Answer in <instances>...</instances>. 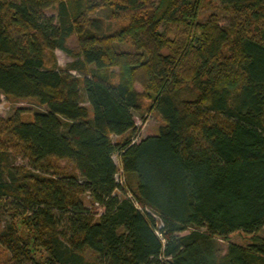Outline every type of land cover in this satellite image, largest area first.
Listing matches in <instances>:
<instances>
[{
  "label": "trees",
  "instance_id": "obj_1",
  "mask_svg": "<svg viewBox=\"0 0 264 264\" xmlns=\"http://www.w3.org/2000/svg\"><path fill=\"white\" fill-rule=\"evenodd\" d=\"M2 96L0 264H264V0H0Z\"/></svg>",
  "mask_w": 264,
  "mask_h": 264
},
{
  "label": "rangeland",
  "instance_id": "obj_2",
  "mask_svg": "<svg viewBox=\"0 0 264 264\" xmlns=\"http://www.w3.org/2000/svg\"><path fill=\"white\" fill-rule=\"evenodd\" d=\"M107 11H98L96 16L97 17H101L104 18L106 16ZM44 16L48 19H52L55 20V12L53 10H46L43 12ZM209 14V12H205L201 15L200 19L203 20L207 15ZM67 46L70 49L75 50L76 49V43L74 38H71L68 40L67 42ZM53 56L56 62V65L60 68H64V66L71 62L72 59L67 57L64 53L55 50L53 52ZM73 76H78V74L72 72L71 73ZM137 90H139L138 88H136ZM147 105V103H145ZM39 108L37 107V104L34 100H30V99H25V100H15V99H11V98H4L3 96L0 98V116L1 117H9L10 115H12L15 111H21L24 113V117L25 119H29L30 114L35 111L38 110ZM134 116V122H135V126H136V134L137 136V141L139 139H142L146 136H150L156 133V130L160 124L159 120L157 117H155L152 114H148V113H135L133 114ZM113 141H118L120 140L119 138H112ZM112 161L114 163V165L117 167L118 172L115 175V182L118 185V189L117 191L114 192L115 195L117 196H127V193L125 192V190H120V188L123 187L122 184V177H121V173L119 171V163H118V155L114 154L112 155ZM21 161H17V163H20ZM60 166H66L65 162L60 161L59 162ZM67 168L68 165L66 166ZM85 207H87L88 209L90 208V202L89 199L85 197ZM101 211H98V213H100ZM159 223H158V228H159ZM60 228L63 229L64 226L61 223L60 224ZM264 230V229H263ZM187 233V232H186ZM184 233V234H186ZM222 247H225V244H222Z\"/></svg>",
  "mask_w": 264,
  "mask_h": 264
},
{
  "label": "built area",
  "instance_id": "obj_3",
  "mask_svg": "<svg viewBox=\"0 0 264 264\" xmlns=\"http://www.w3.org/2000/svg\"><path fill=\"white\" fill-rule=\"evenodd\" d=\"M135 141V140H134Z\"/></svg>",
  "mask_w": 264,
  "mask_h": 264
}]
</instances>
